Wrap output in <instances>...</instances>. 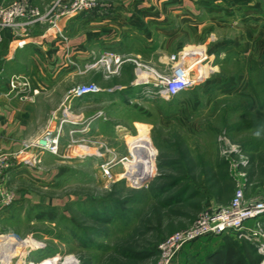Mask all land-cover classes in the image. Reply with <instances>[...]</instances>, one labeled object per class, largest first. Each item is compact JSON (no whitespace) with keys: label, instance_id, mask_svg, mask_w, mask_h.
<instances>
[{"label":"rangeland","instance_id":"1","mask_svg":"<svg viewBox=\"0 0 264 264\" xmlns=\"http://www.w3.org/2000/svg\"><path fill=\"white\" fill-rule=\"evenodd\" d=\"M221 9L215 6L214 14ZM218 30L209 36L211 46L185 45L163 70L142 64L168 75L171 57L197 48L211 60L202 70L204 82L168 101L121 104L117 117L91 130L93 138L86 134V156L47 157L30 176L7 183L14 202L0 210V236L24 244L9 264H62L67 258L75 264H157L164 240L190 229L205 212L228 206L236 190L247 199L264 198V106L247 91L228 93L231 80L248 84L253 72L261 75L260 62L239 56L236 27ZM256 91L264 101V87ZM141 131L147 178L120 164L103 178L102 162L133 160L129 142ZM224 237L243 246L247 264L263 262L264 216ZM195 242L171 264H207L203 252L191 249Z\"/></svg>","mask_w":264,"mask_h":264},{"label":"crops","instance_id":"2","mask_svg":"<svg viewBox=\"0 0 264 264\" xmlns=\"http://www.w3.org/2000/svg\"><path fill=\"white\" fill-rule=\"evenodd\" d=\"M13 1L0 0V5ZM27 1L40 12L53 2ZM218 5L222 14L215 15ZM57 27L61 36L47 25H35L25 34L3 31L0 35V157L12 163L6 187L32 173L13 157L21 141L38 136L49 125L71 89L93 84L99 92L69 102L76 124L63 127L55 156L61 161L83 158L86 134L93 138L91 130L117 117L123 109L121 104L148 102L150 86L135 82L132 64L122 65L109 77L102 69L85 71L86 65L102 53H117L163 70L169 57L183 46H211V34L236 27L241 33L239 56L255 62L264 58V10L260 0H226L221 4L215 0H99L93 11L61 19ZM14 78L19 84L26 82L28 89L11 90L9 82ZM228 85L229 94L247 91V80L237 84L231 80ZM33 91L37 93L33 95ZM98 113L101 116L96 118ZM83 128L85 132L75 133L76 142L69 146L68 132ZM47 157L52 155L41 154L39 164ZM223 240L224 235L201 238L191 249L207 258L223 245Z\"/></svg>","mask_w":264,"mask_h":264},{"label":"built area","instance_id":"3","mask_svg":"<svg viewBox=\"0 0 264 264\" xmlns=\"http://www.w3.org/2000/svg\"><path fill=\"white\" fill-rule=\"evenodd\" d=\"M97 3L98 0H53L45 11L40 12L31 6L27 0H15L12 3L0 5V35L3 31L23 32L25 34L35 25H47L55 29L57 34L61 36L57 27L61 19L89 13L96 8ZM260 4L264 10V0H260ZM206 58L204 51L193 47L189 48L182 54L171 57L175 64L168 75H162L156 74L150 68L130 57L104 52L92 63L86 65L85 71L102 69L106 77H109L117 74L122 65L132 64L135 67V82L150 86L147 96L150 99L168 101L191 89L204 79L202 70L208 66ZM18 80L14 78L9 82L10 89L16 90L22 87L23 90H27L28 84L26 82L19 84ZM98 92L99 88L93 84L71 89L64 98L58 113L56 112L52 116L49 125L38 136L21 141L13 158L24 167L34 168L41 154L57 156L64 125L74 126L76 124L70 114L69 102L72 99L95 95ZM36 93V91L32 92L33 95ZM85 130L86 128L80 131L70 130L68 132L69 144L75 143L73 139L75 133H83ZM86 155L87 153L84 154V156ZM121 161L123 160L110 159L102 162L99 165L102 177L110 178L111 171L119 164L121 166ZM11 165V159L0 157V210L10 207L14 202L12 193L6 188V176ZM263 216L264 198L247 199L243 190L238 189L234 192L228 206L205 212L190 229L175 233L164 240L158 246L157 264H171L176 253L191 242L205 237H219L230 232L238 233L246 223L255 219L259 220ZM22 245L24 246L23 242H20L19 247L16 246L18 251L24 248L21 247ZM2 254L3 252L0 251V264H9L17 253L8 260H6L8 257L5 258Z\"/></svg>","mask_w":264,"mask_h":264},{"label":"trees","instance_id":"4","mask_svg":"<svg viewBox=\"0 0 264 264\" xmlns=\"http://www.w3.org/2000/svg\"><path fill=\"white\" fill-rule=\"evenodd\" d=\"M258 68H261L262 74L255 75L248 80L247 92L252 95L260 108H263L264 101L260 100V94L257 93V88L264 87V58L260 63H255ZM225 236V235H224ZM207 264H247V257L244 255L243 246L236 240L224 237L223 245L214 253L206 258Z\"/></svg>","mask_w":264,"mask_h":264},{"label":"bare ground","instance_id":"5","mask_svg":"<svg viewBox=\"0 0 264 264\" xmlns=\"http://www.w3.org/2000/svg\"><path fill=\"white\" fill-rule=\"evenodd\" d=\"M132 140V139H131ZM130 143V150L128 149V151L130 153L133 154V160L132 161H127V163L125 162H120L122 167L125 168V170H129L134 171V168H136V173L140 176L141 180H143L144 178H147V170H146V166H144L143 164V160L145 159V156L147 154V150H146V137L144 132H140V135L135 138L132 142ZM124 161V160H123ZM121 167V168H122ZM117 169V168H116ZM125 177H127L128 179H132L134 178V176H132V174L129 175H125ZM16 237L13 236H0V251L3 252V257H8L6 258V260H8L9 258H12V256H14L17 252H18V248L19 247V241H17ZM5 243H2V241H5ZM17 246V247H16ZM69 259V260H67ZM65 259V261L62 264H75L73 261H71V258H67ZM49 263V262H46ZM43 263V264H46ZM264 264V261L263 263Z\"/></svg>","mask_w":264,"mask_h":264}]
</instances>
